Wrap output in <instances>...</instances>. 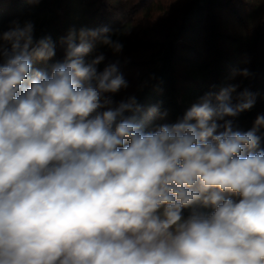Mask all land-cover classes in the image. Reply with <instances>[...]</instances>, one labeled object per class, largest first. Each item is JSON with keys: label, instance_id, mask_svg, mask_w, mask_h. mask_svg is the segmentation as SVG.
I'll return each instance as SVG.
<instances>
[{"label": "clouds", "instance_id": "clouds-1", "mask_svg": "<svg viewBox=\"0 0 264 264\" xmlns=\"http://www.w3.org/2000/svg\"><path fill=\"white\" fill-rule=\"evenodd\" d=\"M34 25L0 33V264H264V149L255 103L236 86L201 96L175 123L147 129L118 65L109 29L70 30L56 55ZM247 75V70H244ZM223 121V123H219ZM210 213L183 210L195 204Z\"/></svg>", "mask_w": 264, "mask_h": 264}, {"label": "rangeland", "instance_id": "rangeland-1", "mask_svg": "<svg viewBox=\"0 0 264 264\" xmlns=\"http://www.w3.org/2000/svg\"><path fill=\"white\" fill-rule=\"evenodd\" d=\"M237 1L240 3L236 4L238 16L241 15L247 19L250 7L254 6L258 0H246L243 5L241 0ZM211 3L212 8L215 9L213 11L215 15L213 16L210 12L208 14L214 20L217 18L223 23L221 36L225 40L222 43L224 48L234 57L240 47L242 51L248 53L246 42L249 41L250 35L240 26V18L220 10L221 3L218 0H211ZM223 3L226 4V0ZM152 4L154 7L148 12L143 11ZM185 5L186 0H0V33L13 28L15 23L23 26L25 22H31L34 25V40L50 37L56 43V55L51 60L36 62L33 65L34 71L50 72L55 63L64 59L66 46L60 41L68 35L70 30L79 32L80 29L107 28L110 35L122 25L130 23L126 33L136 47L135 52L128 49H122L120 52L113 50V52H104L97 47L85 57V60L87 62L96 55L103 54L104 60L98 65V71H103L109 64L118 65L128 86L112 94L114 103L134 96L143 113H147L154 106L161 112H167L165 119L153 118L149 121L146 130H150L156 124L177 122L201 96L209 92L218 93L221 90L220 78L213 80L212 77L207 78L209 72L207 75L205 73L207 78L205 84L203 83L204 73L196 75L200 67L205 68L208 56L205 44L207 34L205 31H199L196 25L200 19L199 16L195 17V22H192V19L189 21L192 28L190 27L185 33L182 40L174 43L175 55L171 57L167 52L169 41L165 42V36L167 33L169 36L172 34L169 32L170 22L176 18L178 26ZM207 16V13L203 14V17ZM260 34H262L261 40L255 51L257 52L256 61L262 63V67L250 72L249 66L243 65L242 57H236V68L230 65L225 72L229 77L226 87L236 86V92L233 93L234 103L240 87L237 85L236 76H242L240 80L242 82L245 76L244 70L250 73L245 90L252 93L255 98L253 120L240 122L235 120V117H225V120L232 122L234 131L247 132L254 127L258 116H264V29ZM170 57L175 60V63L168 67L166 65L172 61ZM194 67H197V70ZM170 68L173 76L167 77L166 73ZM152 80L154 84L142 93V86ZM162 82L164 84L159 86L158 84ZM257 135L260 136L259 147L264 149V127L259 128ZM200 205L197 203L191 208H185L183 217L186 219Z\"/></svg>", "mask_w": 264, "mask_h": 264}, {"label": "trees", "instance_id": "trees-1", "mask_svg": "<svg viewBox=\"0 0 264 264\" xmlns=\"http://www.w3.org/2000/svg\"><path fill=\"white\" fill-rule=\"evenodd\" d=\"M145 1V0H144ZM224 0H221L218 2L221 3L220 10L225 11L226 13H229L231 16H237L240 18V26L244 29V31L248 32L250 35V39L247 43V52L242 51L241 47L238 49V51L235 52L237 55L235 57L231 55V52L224 48L222 45L224 38L221 36V29L223 26V23H221L217 18L215 20L212 18L211 15L208 14L210 12L213 16L215 15L213 11L215 9L212 8L213 5H211V0H186V5L183 6V11L181 14V21L179 22L177 26V19L175 18L172 20L173 22H170L169 32L172 33L171 36L167 35L166 41H169L167 43V52L171 57L175 55V46L174 43L178 40H182L181 38L185 35V33L190 29V20L192 19V22H195L196 18L199 16V21L196 22V25L199 27V31H205L207 34V38L205 40L206 47V53H207V62L205 64V68L201 69L203 67H200L199 72L196 74H203V77L205 78V73L208 77L213 80H216L217 78H220L219 86L220 88L226 87V81H228L229 77L226 75V69L230 67V65L234 66L236 68L235 59L236 57L241 58L243 65L249 66L250 72H253V70H257V68L262 67V63L256 61L257 59V52L255 51L256 46L258 42L261 40V30L264 29V0H258L254 3V6L250 7V12L247 17V19L243 16H238V4L239 1L235 0H226V4L223 3ZM246 0H241V4L243 5ZM219 4V3H218ZM154 7V4H152L150 7L144 9L143 11H149L151 8ZM207 13V17H203V14ZM99 15V14H98ZM196 17V18H195ZM209 18V19H208ZM213 19V21H212ZM246 19V20H245ZM130 23H126L119 27L115 32L111 33V37L114 41H119L123 45V49L133 50V52L136 51L135 45L131 43L129 37L126 33V28L128 29ZM192 28V27H191ZM195 28V27H194ZM175 30L177 32L175 33ZM251 31V32H250ZM245 33V32H243ZM247 34H245L246 36ZM161 36V34H160ZM170 39V40H169ZM227 41V40H226ZM228 42V41H227ZM226 42V43H227ZM220 44V45H218ZM217 46V47H216ZM221 46V47H220ZM99 49H102L104 52H113L111 48L107 46H97ZM205 52V51H204ZM234 53V52H233ZM232 53V54H233ZM247 53V54H246ZM170 57V60L172 58ZM234 58V59H233ZM173 63H175V60L173 59L170 63H168L166 66L171 67L173 66ZM242 66V64H241ZM195 70H197V67ZM152 74V73H151ZM167 77L173 76V72L170 68L169 71H167ZM249 74L245 75L242 79V82H240L242 76H236V82L237 85H239V89L236 94L243 92L247 86H248V78ZM210 75V76H209ZM195 77V75H193ZM207 78L204 79L203 83H207ZM152 80L151 82H147L145 86H142V93L151 87V84H154ZM166 81L164 80V83ZM209 82V81H208ZM159 83L158 85L164 84ZM136 99V97H135ZM126 100V99H125ZM137 101V99H136ZM255 117V107L253 106L250 110L244 111L239 113L237 116H235V120L237 121H251ZM196 212H203V213H210L212 211L211 207H204L202 204L198 206L196 209Z\"/></svg>", "mask_w": 264, "mask_h": 264}]
</instances>
